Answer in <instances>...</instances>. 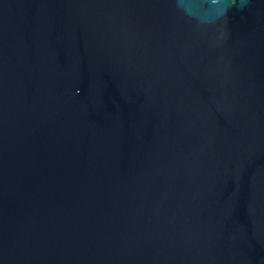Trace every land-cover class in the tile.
I'll return each mask as SVG.
<instances>
[{
	"label": "water",
	"instance_id": "water-1",
	"mask_svg": "<svg viewBox=\"0 0 264 264\" xmlns=\"http://www.w3.org/2000/svg\"><path fill=\"white\" fill-rule=\"evenodd\" d=\"M0 264H264V0H0Z\"/></svg>",
	"mask_w": 264,
	"mask_h": 264
}]
</instances>
